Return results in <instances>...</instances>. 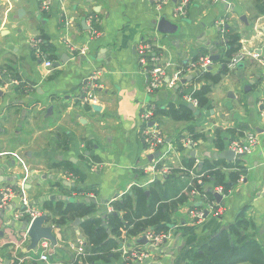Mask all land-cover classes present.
<instances>
[{
  "label": "crops",
  "instance_id": "0c3cea01",
  "mask_svg": "<svg viewBox=\"0 0 264 264\" xmlns=\"http://www.w3.org/2000/svg\"><path fill=\"white\" fill-rule=\"evenodd\" d=\"M45 1L50 2L48 11ZM180 1L158 11L151 0H0V193L7 188L16 192L4 208L0 195V264H93L81 230L85 219L79 227L77 217L58 227L51 220L57 216L45 205L79 194L84 197L75 202L93 205L94 219H104L112 203L135 187L150 196L156 181L165 190L167 185L165 199L172 197L167 222L159 225L172 237L153 250V264L189 263L194 252H202L244 218L254 223L245 233L264 246V132H259L264 131V0H190L183 19L175 15ZM161 17L179 26L177 34L157 31ZM227 29L240 36L236 55L244 54L245 61L234 69L227 66L222 75ZM37 39L44 44L41 55L32 49ZM145 43L160 57L166 80L212 56L220 59L210 73L222 75L212 86L209 106L195 110L199 115L189 120L156 116L166 140L155 152L142 139V113L150 105H188L184 94L210 81L198 71L184 77L194 79L178 90L166 83L149 95L148 76L138 62V47ZM92 84L96 88L87 103L83 100ZM251 134L260 143L250 155L232 162L214 158ZM194 135L196 146L183 143ZM207 162L218 164L226 177L240 173L241 180L222 202L221 217L196 224L190 213L207 198L188 187L179 192V186L186 173L196 177ZM164 166L170 172L159 174ZM25 201L47 216L46 226L56 227V244L44 240L31 249L30 238H24L29 224L20 217ZM145 231L156 233L150 227ZM145 231L134 237L123 229L120 237L111 234L118 247L109 262L94 264H125L124 251L147 248L139 244ZM74 245L83 246L85 254L78 256ZM43 254H49V263L41 260Z\"/></svg>",
  "mask_w": 264,
  "mask_h": 264
},
{
  "label": "trees",
  "instance_id": "16d2710c",
  "mask_svg": "<svg viewBox=\"0 0 264 264\" xmlns=\"http://www.w3.org/2000/svg\"><path fill=\"white\" fill-rule=\"evenodd\" d=\"M261 12L264 13V4ZM225 33L227 61H223L225 70L222 75L227 73L229 61L241 50L240 36L231 29H227ZM43 45L42 48H44ZM222 75L214 76L210 72H206L200 76L202 79L210 81V84L191 93L192 97L198 101L199 109L209 106L212 86L221 82ZM194 114L195 111L189 105L180 107L170 105L168 109L157 107L156 116L166 115L175 120H189ZM191 138L194 141L198 140L195 135ZM179 147L183 148L182 145ZM193 166L194 163H190L188 167ZM218 166V164L207 162L201 170L197 171V176L194 178L189 177L190 175L186 173L185 181L181 184L178 183L180 184L179 192L188 187V192H199L203 196L205 195V198L213 200L215 187L223 186L226 190H230L231 186L241 180L240 173H231L226 177ZM208 184L210 187L206 189ZM165 187L166 190L161 188L159 181L154 182L150 189V196L147 195L144 188L135 187L130 193L112 203L113 212L108 213L104 219H94L93 205L70 202L68 199H63L64 201L62 200L56 205L46 204L45 209L51 213V216H57V218L50 219L58 227L65 226L76 217L85 219L81 230L87 239L88 261L93 264L98 261L107 263L113 254V249L119 245L116 240L109 239L111 234L120 237L123 229L129 231V237H134L149 227L156 230V233L167 230L159 228L161 223L167 222V215L171 210L170 200L172 197L165 199L166 194L169 193L167 185ZM131 226L133 227L131 228ZM249 227H254V223L245 220V218L239 220L228 231L216 236L202 252H194L193 259L187 264H238L243 262L264 264V246L245 233Z\"/></svg>",
  "mask_w": 264,
  "mask_h": 264
},
{
  "label": "built area",
  "instance_id": "2783aa9c",
  "mask_svg": "<svg viewBox=\"0 0 264 264\" xmlns=\"http://www.w3.org/2000/svg\"><path fill=\"white\" fill-rule=\"evenodd\" d=\"M158 11H160L163 7L170 4L173 0H151ZM190 3V0H181L178 4H176L175 8V15L179 18L186 16L187 8ZM43 7L45 10H49L50 2L45 1L43 3ZM94 35H98V32H94ZM43 41L41 39H37L32 41V49L36 55L42 54V45ZM245 61L244 54H238L234 56L228 63V67L230 69H234L238 67L241 63ZM138 62L141 65L144 73L148 76V90L147 93L149 95H154L158 92L163 86L166 85L169 88H174L175 86L181 83V80L186 77L188 74H192L198 71L207 72L209 67H213L215 64L210 57L200 58L197 61L190 63L187 68L182 69L177 73L172 79L166 80L165 74V67L161 62L160 57L154 52V49L151 45L145 43L140 44L138 47ZM46 67L49 69L53 68L52 62H46ZM98 77V73L92 75L90 77V81L93 83ZM95 85L92 84V87L89 91L86 92V96L83 101L89 103L93 99V91L95 89ZM183 100L190 105L194 110L199 108V103L196 99H194L191 93L184 94ZM156 113L157 107L155 105H150L146 108V110L141 115V120L143 123V130H142V139L146 144V147L149 151L155 152L158 151L159 148L165 143L166 138L164 137L161 130L158 128V124L156 121ZM153 125V126H152ZM185 145L189 146H196V141L192 138H186L183 140ZM258 136L255 134L248 135L244 142H236L231 144L230 150H232L238 157H243L246 155H250L259 145ZM159 163H155L158 166ZM170 169L167 166L160 169L158 173L168 174ZM150 183L144 184V186H148ZM195 193V192H194ZM230 190H226L223 186H217L213 190V194H218L222 196V202L226 200V198L231 194ZM2 198V208L5 207L6 203L10 201V199L16 195V192L12 188H7L0 193ZM79 194L73 196L74 198H78ZM84 197V196H81ZM88 197V196H87ZM90 198V197H89ZM218 203L217 200L214 198L213 200L205 199L202 205H200L201 209H195L191 211L190 216L194 223L200 224L209 216L214 218H219L223 214V205ZM24 209L22 213H20L21 218H25L29 226L31 223L38 217H41L43 214L39 210L33 208L27 201L24 202ZM110 211L112 212L113 209L111 208ZM206 214L208 216H206ZM53 228H56L53 226ZM147 240L148 244L145 245V249H131L130 251L123 252V258L125 264H134V263H156V256L153 250L158 249L164 243H166L171 237L170 231H162L160 233L155 232H145L144 235ZM29 237L28 230L24 236L27 240ZM73 250L77 253L78 256L85 254V249L83 246L77 248L75 245L72 247ZM41 260L49 263V254H43L41 256Z\"/></svg>",
  "mask_w": 264,
  "mask_h": 264
},
{
  "label": "water",
  "instance_id": "95a60500",
  "mask_svg": "<svg viewBox=\"0 0 264 264\" xmlns=\"http://www.w3.org/2000/svg\"><path fill=\"white\" fill-rule=\"evenodd\" d=\"M178 0H173L174 3H177ZM223 1H228V0H223ZM19 15H23L24 11L23 10H19ZM157 31L162 34V35H175L177 34V32L179 31V26L173 22H171L170 20H168L167 18L165 17H161L158 22H157ZM211 60L213 62H217L220 57L219 56H212L210 57ZM67 57L66 59H64V62H67ZM57 67L59 66V63L58 65H56ZM242 66V65H240ZM225 68V67H224ZM213 70V67H209L207 69V72H211ZM200 74H204V71H199ZM194 78L193 77H188V78H185V79H182L181 80V83L179 85L176 86V89H180V87L182 85H185L187 82H190L192 81ZM0 96H3V93L0 92ZM191 109L193 111H195L192 107ZM195 115H199V111H195ZM153 126V125H152ZM261 134L264 132V131H259ZM214 158L215 159H225L229 162H232L234 161L236 158H240L238 157L232 150H227L223 153H220V154H214ZM150 159H152V157H150ZM34 174V172L32 173ZM35 179H41L40 176H35ZM76 185L75 184H72V187H75ZM215 199L217 200L218 203H221L222 202V196L221 195H218V194H213ZM56 198L55 197H52L51 200H55ZM68 200L70 202H75L76 201V198L74 197H69ZM86 202L89 203H93V204H97V200L96 199H86ZM206 216H208L206 214ZM82 220L81 219H77L76 222H75V225L77 227H79L81 224H82ZM46 223H47V216L43 215L41 217H38L36 218L32 223L31 225L29 226V229H28V235H29V238L31 240V249H35L37 248L40 243L42 241H49L53 244H56L57 241H56V238L55 236L53 235V231H54V228L53 227H50V226H46ZM28 223H26V227H27ZM25 227V229H26ZM82 239V237H81ZM139 244L141 245H147L148 244V240L146 237L142 238L140 241H139Z\"/></svg>",
  "mask_w": 264,
  "mask_h": 264
}]
</instances>
